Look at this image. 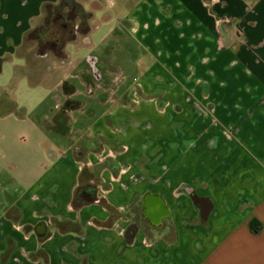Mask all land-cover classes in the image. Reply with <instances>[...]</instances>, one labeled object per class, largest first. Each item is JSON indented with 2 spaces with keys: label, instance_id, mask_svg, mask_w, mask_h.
I'll use <instances>...</instances> for the list:
<instances>
[{
  "label": "crops",
  "instance_id": "1",
  "mask_svg": "<svg viewBox=\"0 0 264 264\" xmlns=\"http://www.w3.org/2000/svg\"><path fill=\"white\" fill-rule=\"evenodd\" d=\"M79 1L87 39L46 60L32 37L63 0H0V57L24 60L0 89L27 76L47 108L45 169L0 213V264H264V0H142L123 17ZM95 19L118 23L100 37ZM95 36L154 59L135 75L157 102L134 104L129 62L93 53ZM23 108L0 97L3 118Z\"/></svg>",
  "mask_w": 264,
  "mask_h": 264
},
{
  "label": "rangeland",
  "instance_id": "2",
  "mask_svg": "<svg viewBox=\"0 0 264 264\" xmlns=\"http://www.w3.org/2000/svg\"><path fill=\"white\" fill-rule=\"evenodd\" d=\"M115 4L108 6L110 12L113 15L124 16L129 12L131 7L137 6L142 0H113ZM248 5L253 6L254 2L257 0H245ZM58 11L49 12L48 18L42 30L39 29L35 33L42 34L45 33L46 26L51 25L55 14ZM117 19V18H116ZM114 19L107 23H102L98 19L94 20V24H99L100 31L98 36L101 37L102 33L115 30L117 25V20ZM46 27V28H45ZM227 27H231L228 23L223 25V30L227 31ZM95 36L96 50L93 53L102 54L106 58L105 54H110V50H114L115 54H120V61L129 62V68L131 73L135 76L130 77V82L125 83V87L132 84V96L134 104H139L143 100L157 102V99H152L147 96L144 91L143 84L138 79V75H135V71L140 69V67L147 69L150 67L154 61L153 58L148 59V54H144L142 49L139 48L135 42H126L120 37H110L106 42H102L100 37ZM76 43L69 45V50L75 56L85 55L89 53L88 49H85L83 44L79 43L78 48H76ZM80 47V49H79ZM114 54V53H111ZM131 56L136 58V61L140 65L131 62ZM24 60L21 56L14 55V63H7L4 65V73L0 75V86H6L9 84L10 80L15 74V68L17 66H23ZM30 63V61H29ZM85 65L82 71L86 70ZM18 84V83H17ZM18 88L15 90L14 94L17 99V103L20 107L27 109V115L25 117H17L16 114H12L10 117L3 118L0 116V213L6 211V209L13 203L12 199L17 197V189L19 187L29 189L32 183L37 179L43 169H45L44 157L47 154V145L42 142L40 131H38L34 124L38 118H42L44 112L47 111L46 107L41 104V91L39 89H33L29 78L23 76L19 80ZM40 93V94H39ZM101 92H99L100 94ZM101 95V94H100ZM45 109V111H44ZM151 129V128H148ZM55 147V146H54ZM23 151L31 152L32 164L34 166L33 173L24 170L19 162V159L23 155ZM46 158V157H45Z\"/></svg>",
  "mask_w": 264,
  "mask_h": 264
},
{
  "label": "flooded vegetation",
  "instance_id": "3",
  "mask_svg": "<svg viewBox=\"0 0 264 264\" xmlns=\"http://www.w3.org/2000/svg\"><path fill=\"white\" fill-rule=\"evenodd\" d=\"M62 6L65 8L64 11L63 9L58 11L52 20V25L45 27V31H50L52 37H54L53 34H56L55 37L45 38V36L35 33V36L32 37L36 40L39 50L42 51L39 54L40 57L46 60L61 59L64 56L61 52L65 46L80 36L87 39V34L92 30L91 15L83 9L82 2L63 0Z\"/></svg>",
  "mask_w": 264,
  "mask_h": 264
},
{
  "label": "trees",
  "instance_id": "4",
  "mask_svg": "<svg viewBox=\"0 0 264 264\" xmlns=\"http://www.w3.org/2000/svg\"><path fill=\"white\" fill-rule=\"evenodd\" d=\"M51 25H52V21H51ZM50 25V26H51ZM11 59L10 56L8 57H0V75L3 73V65L5 62L9 61ZM17 88V81L16 79L13 80L11 82V84L5 88V89H0V97L2 96H7V97H11L13 95V93L15 92ZM21 112H24L25 109H21L20 110ZM89 189V186H80L77 188L76 192H75V199H74V203L77 205V206H80V205H83V204H86V203H90V202H86L84 199H83V196L84 194L87 193ZM252 229L254 230V232H259L261 229H262V226L259 225L258 227H256V224L255 223H252L251 225ZM131 234L128 233V236H130Z\"/></svg>",
  "mask_w": 264,
  "mask_h": 264
},
{
  "label": "water",
  "instance_id": "5",
  "mask_svg": "<svg viewBox=\"0 0 264 264\" xmlns=\"http://www.w3.org/2000/svg\"><path fill=\"white\" fill-rule=\"evenodd\" d=\"M44 226H41L40 229H39V232H44Z\"/></svg>",
  "mask_w": 264,
  "mask_h": 264
}]
</instances>
